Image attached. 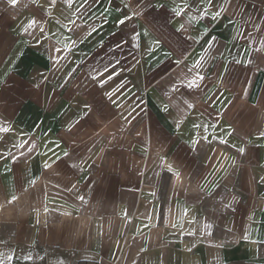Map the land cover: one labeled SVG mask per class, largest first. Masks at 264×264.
I'll return each instance as SVG.
<instances>
[{
    "label": "crops",
    "instance_id": "crops-1",
    "mask_svg": "<svg viewBox=\"0 0 264 264\" xmlns=\"http://www.w3.org/2000/svg\"><path fill=\"white\" fill-rule=\"evenodd\" d=\"M261 41L264 0H0L12 264H264Z\"/></svg>",
    "mask_w": 264,
    "mask_h": 264
},
{
    "label": "snow or ice",
    "instance_id": "snow-or-ice-1",
    "mask_svg": "<svg viewBox=\"0 0 264 264\" xmlns=\"http://www.w3.org/2000/svg\"><path fill=\"white\" fill-rule=\"evenodd\" d=\"M9 3L15 5L16 0H9ZM72 3H73V0H67V4H68L69 7L72 6ZM141 3H142V0H136V5H140ZM210 6H211V0H209V7H210ZM81 7H83V6L81 5ZM124 7L130 9V11H131V15H127V14H126L125 17H124V19H121V20L119 21V23H120L121 25L125 24V22H126L127 20H130V19H132L133 17H140V16H143V17H144V20L146 19V15H145V13H144V8H143V7H140L139 10H137L136 8H134L132 5H129V4H125ZM149 7H152V6L149 5ZM185 7H187V5H185ZM163 8H164V7L161 6V9H163ZM153 10H155L154 7H153ZM77 11H80V9L78 8ZM84 11H87V9L85 8ZM172 11L174 12L175 16H181V15L183 14L184 8H173ZM222 11H223V9L217 10L216 12H214V13L211 15L210 18H211L212 20H216V19H218V18L221 16V12H222ZM81 15H83V12H81ZM202 15H204V18H208V17H207V13H206V11H205V13H203ZM70 23H75V21L72 20V21H70ZM36 24H37V22H36L35 20L29 21V23H28L27 26L25 27L24 31H25V32H28L29 29H33L34 27H36ZM146 25L148 26V28H152V27H153V26L150 25V24H146ZM181 27H183V25H181ZM69 31H71V29H69ZM95 31H96V28L93 26V27L91 28V31L89 32V35H91V34H92L93 32H95ZM40 32H41V33L44 32L43 27L40 28ZM147 34H148V32L146 31V32H145V35H147ZM139 35H140L139 33H135V34H133L132 39H133V40H137L138 37H139ZM260 43H261L262 46H264V41H261ZM211 46H212V45H211ZM209 47H210V46H209ZM56 51L59 52L60 49H56ZM257 51H259V49H257ZM236 63H240V61L237 60ZM249 63H251V61H249ZM192 67H193V68H200V67H203L202 59H198V60H196L195 63L192 65ZM190 70H191V69H190ZM91 78H92L93 80L97 79L94 75H93ZM204 80H205V76L200 75L199 72H197V73L194 75V77H193L192 79L188 80L187 83H186V84H183L182 86L185 87V88H187V89H189V90H191V89H198V88L201 87V84H202V82H203ZM123 86H124L123 84L120 85L121 88H122ZM100 87H103V84H100ZM113 94H114V93H111V92H110V93H108L107 95H108V97L111 99V97L113 96ZM246 94H247V93H245V95H246ZM209 99H211V98H209ZM185 103L187 104V106H188L189 108H193V107H194L193 104L188 103L187 101H185ZM86 107H87V105H86ZM130 115H131V113H130ZM125 119H127V117H125ZM213 127H215V125H213ZM68 131H71V128H69ZM262 138H264V134H262ZM205 139H207V137H206ZM220 142H222V141L220 140ZM225 143H226V142H225ZM25 146H26V145H25ZM234 147H235V146H234ZM236 151H237L240 155H244V154H245V148H244V147H239V148L236 149ZM64 155H65V157H67V156H68V153H64ZM69 167H75V165H69ZM169 172H170V171H169Z\"/></svg>",
    "mask_w": 264,
    "mask_h": 264
},
{
    "label": "rangeland",
    "instance_id": "rangeland-1",
    "mask_svg": "<svg viewBox=\"0 0 264 264\" xmlns=\"http://www.w3.org/2000/svg\"><path fill=\"white\" fill-rule=\"evenodd\" d=\"M165 169L161 166L158 167L156 171V175L158 176H164ZM3 234V229L0 227V237ZM17 249L8 248L6 244L2 243L0 238V264H12L14 257L18 254Z\"/></svg>",
    "mask_w": 264,
    "mask_h": 264
}]
</instances>
